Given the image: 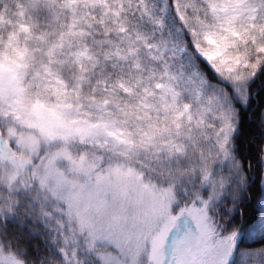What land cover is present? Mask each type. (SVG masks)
Wrapping results in <instances>:
<instances>
[{
    "label": "snow or ice",
    "instance_id": "obj_1",
    "mask_svg": "<svg viewBox=\"0 0 264 264\" xmlns=\"http://www.w3.org/2000/svg\"><path fill=\"white\" fill-rule=\"evenodd\" d=\"M0 264H264V0H0Z\"/></svg>",
    "mask_w": 264,
    "mask_h": 264
}]
</instances>
